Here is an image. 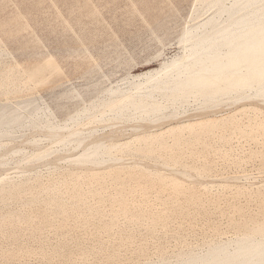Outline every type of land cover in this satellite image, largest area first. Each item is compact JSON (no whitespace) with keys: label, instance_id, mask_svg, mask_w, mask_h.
I'll return each instance as SVG.
<instances>
[{"label":"rangeland","instance_id":"obj_1","mask_svg":"<svg viewBox=\"0 0 264 264\" xmlns=\"http://www.w3.org/2000/svg\"><path fill=\"white\" fill-rule=\"evenodd\" d=\"M191 3H192V0H0V46L2 44L1 47L4 48L3 50L5 51V55H4L5 58L2 59L3 61L0 62V68H2L4 66V64L5 65L9 64L12 67H13V65H15L16 67L14 66L13 68L16 71V73H15L16 78H18V80L20 79L19 81L22 82L21 85L23 87H25V89H27L26 86L28 87V85H30L28 88H30L29 90L31 91V95H34V96L36 95L37 97H40L43 100V102L48 106L50 111L54 114V116L57 118V120L62 121L65 118H67L70 114L74 113L76 110L81 108L83 105L88 104L91 101L95 100L104 90L120 83L128 75H134V74H139V73L148 71L149 69L155 68L157 66L158 60L160 58L161 59L162 58H170V57L174 56L177 53L175 41H176V38L178 37L180 31H181V28L183 26L184 21H185L187 15L189 13ZM158 55H160V57H158L159 59H157V57H156ZM18 74H20L19 75L20 77L18 76ZM23 75H24V77H23ZM25 78H27V80ZM21 79H23V80H21ZM27 91H28V89H27ZM29 92L27 94H30ZM24 93L26 94V92H24ZM239 106H235L237 108L230 107V109L229 108H227V110L224 109V110L220 111L219 114L213 113L214 116H213V114H211V115L207 114L208 118L206 117V115H205V117L203 115H199L200 119L197 118V116L195 118H194V116H193V118L190 117L191 119H189V117L188 118L185 117V120L187 122L189 121V123L190 122L194 123V122H197L198 120L200 121V120H202V118L203 119H209V120H211V119L214 120V118H215L217 120V119L229 117L230 115L233 119L236 117V119L232 120V123L230 121L232 118L231 119L228 118V120L226 121V123H228V124H226V123L221 124L220 123L221 125L226 124L227 127L225 125V127L222 126V127H224V128H222L220 124H217L216 128H213V129H216V131H217V133H216L217 137H214V135H215L214 131L215 130L211 131L212 129L209 128V131L212 132V134H211L209 131H207L205 129V127H203V128L201 127L202 129L200 131H199V129H200L199 127H196V128L194 127L192 129V131H190L186 128H182L183 131H180L182 133L177 135V137L178 136L180 137V138L178 137V139L176 138V136H173V135H171V133H168V132H167L168 134L163 133L161 135V136L164 135L163 136L164 138L162 139L163 142L160 141L161 139L159 140L160 145L158 146V144H159V142H158V144H156L157 146H155L153 148L154 152L153 151L152 152L154 154L152 155V152L150 153L151 155H149L148 157L150 158V156H151V159H149L150 161H148V162L149 163H152V162L156 163L157 161H152V160L153 159L156 160V158L159 155H161L163 157L164 156L167 157L168 154L169 155L172 154V155H174V157L176 155V159L172 155H170L169 162L172 160L174 162V160H176V162H174V164L176 163L178 165V167L180 164V168L187 166L185 168L188 171H190L191 169L192 170L193 169L198 170L199 167H203V165H204V167L202 169L200 168L198 171L196 170V172H194V170L193 171L191 170L192 173L193 174L196 173V175L203 171L202 174H200L202 177L200 175L198 177L199 180H191V182H190V179L189 180L186 179L187 181H183V179H181V178L177 179V177H175V178L170 177V175H168L167 173L165 174L164 172H161V174H160L159 173L160 171H158V172L153 171V170L151 171V169H149V170H147V172H145L146 170L144 171L143 169H146V168H140V170H139V169H137L139 167L136 168V166H132L133 168H131V169H130V167H129V169L125 167L127 169V171L125 168L120 169V168H122V166H121V167H116V168H119L120 170L119 169L118 170L113 169L112 172L110 171L111 169H106V170L102 169L103 171L101 169H99L100 170L99 171L98 168H96V170H97L96 172L95 171L93 172V170L95 168H92L93 170L91 169V171L89 169V171L86 172L83 168H81V169H79V168L74 169L72 167L68 168L64 164H54V163L48 164V166L47 165L45 166L43 164H39L40 166H38L37 168H39L38 170L39 171L41 170V171L39 172L38 170H36L35 171L36 173L33 172L30 174H27V176L33 174L32 176H29V178H27L26 175H22L19 173V175L21 176V180H22L21 181L19 179L20 176L18 175L19 171L17 169L20 167L21 164H23V162H26V160H27V159H25L26 157H23L24 159L21 158L18 160L10 161L11 163L9 162L10 165L9 166L7 165L6 166L7 168L5 167V168L0 169V176L1 177H3V178L11 177L12 178L11 180H10V178L9 179L7 178L8 181H4V182L2 181L0 183L2 185V187H4V188H2L0 185V190H1L0 195L3 193L4 190L8 189V187L10 186V185L8 186V184L11 183L10 181H13L14 179H15V181L18 179L20 181L18 180L19 182H17V181L12 182L11 186H13V183H15L14 184L15 188L17 189V187H18L19 188L18 191H19L20 187L18 184H21L23 182V185H20L21 188H23V189H21V191L18 192V191H16L14 186L13 187L10 186L11 188H9V190L12 191L14 188L16 193H14L15 191L13 190L14 192L13 191H12V193L10 192V195H9V191H4V193L6 192L7 195L3 193L0 196L2 198V199L0 198V223H1L0 224V228H1L0 229L1 230L0 231V264H76L75 262L80 264L81 261H85V262H81V264H83V263L85 264L86 262L88 264V262H90V260H91V263H89V264H100V263L104 264L105 262H107V264H112V263L116 264L117 261L121 262V263L117 262V264L118 263L119 264H123V263L127 264L129 261L130 262L128 264H130V263L141 264L143 262H147V260L148 261H154L156 258L159 257V255H162L165 257H174V255L177 254V251L181 252L182 250L184 252H185V250L186 251L195 250L199 253H203L209 245L229 242L238 236L237 233L240 231V229H241V231H244V230H246V228H248V229L252 228L254 225H257V226H255L257 228H256V231L253 234V236H255V238L257 237L258 240H260V241L262 240L261 242L264 245V219H263L264 218L263 217L264 209L262 210V208H264V201L262 204V200H264L262 198L264 196L259 197V194H260V196L264 195L263 194L264 193V167H263L264 166V164H263L264 163L263 162L264 161V146H262L264 144V129H263L264 128V114L262 112L263 109L259 110V108H257V107L254 108L252 106L255 109L254 110V109H251L252 107L250 105L248 106L249 108L251 107L250 109L247 107V105L246 106L244 105L245 107L243 106V104L241 105L245 109L244 108L242 109L241 106L240 107ZM239 108L242 109V110L240 109L241 112L239 111ZM235 109H237V110H235ZM243 111H244V114H243ZM215 114H216L217 118L215 117ZM232 114H234L235 117H233ZM211 117H214V118H211ZM182 119L179 122H177L175 120L177 123L175 121H174V123H173V121H171L170 123L168 122L169 126L168 125L166 127L163 126L164 128L160 127L161 126L160 125L159 127H157L160 129L157 131H156L157 128L155 130L152 128L149 130L151 133L149 131H147L148 133H146V135L152 134V133H157V132L159 133V132L163 131V129L167 130V127L169 129L171 125L172 126L173 125L181 126L182 123L184 124L186 122L184 120V118H182ZM187 122H186V124H188ZM183 124H182V126H183ZM229 124H231V125H229ZM162 125H166V124H162ZM218 125H220V126L217 127ZM247 125L250 126V128L252 127L251 129L253 132L257 131V133H254V135H253L251 130L249 131L250 128L247 127ZM243 126L246 127L245 130H244L245 127H243ZM234 127H236V128H234ZM233 128H234V130H233ZM185 129H186V131H185ZM194 129H196V130H194ZM237 129H240V131L241 130H243V131L240 132ZM202 130L204 131V133ZM236 130H237V132H236ZM153 131H155V132H153ZM184 131H185V133H184ZM188 131L192 132L193 134H195V132H197L199 134V135L197 133L195 134V135H197V137H199V136L202 137L205 134L206 135L208 134V136H210V134H211V136L209 138L208 136L205 135L206 137L203 136L201 138L202 140L198 139L196 141L197 137L194 135L195 136V138H194L193 135H191L192 133L188 134ZM199 132L203 133V135H201ZM213 132H214V134H213ZM247 132H248V134H247ZM186 133H187V135H185ZM250 133H252V135ZM261 133L263 134L262 136H261ZM169 134L171 136H169ZM129 135H130L129 133H128V136H127V133H124L119 137L121 139V140L120 139L119 140L125 141L128 139V137L130 138L131 135L130 136ZM167 135L170 139L174 138L173 140H175L176 142L172 141V139L170 140L168 137H166ZM180 135H183V136H180ZM189 135L192 136V138L196 141L197 144L199 143L198 146L195 143V141L193 139H191V136H190V138L188 137ZM212 135H213V137H212ZM218 135H221L223 137L219 136V138H218ZM181 137L182 138L184 137V139H182ZM260 138L263 140H261ZM179 139L181 140V142L177 141ZM203 140H205L204 141L205 143L202 144ZM171 141H172V143L175 142V144L178 142V143H180V145L176 144L177 146L174 147L173 145H175V144L174 143L172 144ZM190 141H192V143ZM262 142H263V144H262ZM181 143H182V145H181ZM205 144H207V145L204 146ZM167 146H168V148H167ZM203 147L205 148L204 150H206V151L203 150ZM171 148H172V150H171ZM166 149L170 150L172 153L167 151ZM173 149H175V150L173 151ZM199 150H200V152H199ZM155 152H156V154H155ZM154 156H155V158H154ZM161 156H159L158 158H160ZM177 156H179L180 158H178ZM177 158H178V160H177ZM227 158H228V160H227ZM168 159L165 160V157H164V159H161L160 162H163V161L168 162L167 161ZM177 161H178V163H177ZM173 162H170V163H173ZM179 162H181V163H179ZM158 163H159V161H158ZM181 164H183V167L181 166ZM18 165H19V167H18ZM53 165H56V166L58 165V166L56 168H54ZM45 167L47 170L45 169ZM134 167L138 171H136V169ZM241 167H243V168H241ZM185 168H183V169H185ZM85 169L88 170V168H85ZM124 169H125V171H124ZM132 169H134V170H132ZM203 169L206 170V175L204 172L205 170H203ZM139 171H140V173H139ZM148 171L149 172L151 171L152 173L153 172H155V173L157 172V173L152 174L151 172L149 173ZM125 172H126V174H125ZM131 172H132V174H131ZM16 173H17V175H16ZM37 173H39V175ZM203 175H205V176H203ZM17 176H18V179H17ZM34 176H36V177H34ZM30 177H32V178H30ZM204 177H205V179H204ZM3 178H1V179H3ZM22 178H26L27 180H25V182H24V180ZM1 179H0V181H1ZM126 179H127V181H126ZM63 180H65V181L62 182ZM76 181H78L79 183ZM192 181L197 182V183L193 182V184H192ZM7 182H9V183L7 184ZM104 182L106 184H104ZM4 183L7 184L6 185L7 188H6ZM16 183L18 186L16 185ZM60 183H62V184H60ZM76 183H78V185ZM93 183H94V185H93ZM58 184H59V186H58ZM74 184H75V186H78V187H76L78 190L75 188V186H73L74 188L72 187V185H74ZM119 184L121 185V187ZM96 185H97V188H96ZM40 186H41V189L43 188L41 192H40ZM85 186H87V187H85ZM108 186H109V188H107ZM118 186L121 189V191L122 190L124 191V192L122 191L123 193H126V191L128 193L123 194L121 191H120L121 192L120 193L118 191L119 190ZM55 187H57V190H55L56 189ZM79 187L81 188L82 191L79 190ZM115 187H117L118 189ZM139 187H141V188H139ZM98 188H99V191H98ZM71 189H72V191L74 190L73 192L75 195H71V194H73ZM75 189H76V191H75ZM100 189L103 190V193H101L102 191H100ZM160 189H161V191H160ZM44 190L46 193L43 192ZM58 190H59V192H58ZM65 190H67V191H65ZM106 190H107V192H106ZM69 191H71L72 193L70 194ZM89 191H90V193L91 192H93V193L91 195H89L88 194ZM129 191H130V193H129ZM67 192H68V194H67ZM118 192H119V194L116 195L115 193H118ZM142 192L145 194H143ZM256 192H258V194H256ZM20 193H21V195H20ZM43 193H44V195H43ZM54 193L56 195H53ZM84 193H85V195H84ZM137 193H138V195H136ZM59 194H61V195H59ZM79 194L80 195L83 194V197L81 198V200L84 202H85V198H87V196H88L87 199L89 201L91 200L89 202L86 199V201L88 202V205H86L87 202L84 203V202L79 200V198H80V196H78ZM109 194H111V197ZM129 194L131 197L129 196ZM142 194H143V196H142ZM12 195H14V196H12ZM30 195L33 197H31ZM35 195H38V197H40V198H37V196H35ZM52 195H53V197H51ZM57 195L61 196V198L59 196L57 197ZM62 195H63V197H62ZM69 195H70V197H68ZM112 195H114V196H112ZM126 195L128 198H126ZM46 196L47 197L49 196L50 198L47 199ZM54 196H55V198L56 197L58 198V200L55 204H54V202L57 198L53 202ZM107 196H109L108 197L109 199L106 198ZM5 197H7V198H5ZM35 197L37 198V200L35 199V202L38 201V199H40L38 201L39 203L38 202L37 203L32 202V203H34V204H32L31 201H33L34 200L33 198H35ZM99 197H100V199H102V198L104 199V201H103V199L100 200L101 202L103 201L102 202L103 204H99V203L97 204V202H100L98 200ZM235 197H237V198H235ZM249 197H250V201H249ZM257 197L260 198L261 201H260V199L257 200ZM51 198H52L53 203L51 202ZM83 198H84V200H83ZM124 198H126V199H124ZM190 198H192V199L194 198L195 200L194 199L192 200ZM68 199H72V201L74 199H75V201H76V199H78V202H76L77 205H76L75 201H73L74 203L73 202L71 203V200H68ZM106 199H107V201H106ZM42 200H45V201H42ZM67 200L70 201V203H68ZM125 200H126V202H125ZM29 201H30V203H29ZM47 201H49V202H47ZM60 201H61V203H59ZM79 201H80V204H78ZM127 201H128V203H127ZM131 201H132V203H131ZM45 202H47L46 203L47 205L45 204ZM91 202H92V204H91ZM116 202H117V205H118V203H120V205L122 207H124L123 209H121V211L122 210H124V211L128 210V208H129L128 211H130V212H128V213H131L133 215L136 213V212L133 213V211L134 210L137 211L138 208H140L138 211L140 213H138V215H140L141 217L140 216L138 217V215H135L138 217V220H137L136 219L137 217L134 218L135 216L132 215V217H133V219H132L130 216H128L126 214L127 212L125 211L124 214L127 215V217L124 219L125 215L120 212V208H122V207L115 206L114 204ZM121 202H125L124 204H128V205L123 206V203H121ZM48 203H49V205H48ZM93 203H95V204L93 205ZM111 203L115 207H118V208L115 209V207H113V205H111ZM52 204L53 205L57 204L56 209H61L62 206L60 207L59 205L64 204L65 207H63L62 208L63 210L61 209L60 211L63 213V211L65 210V212L67 211V215L68 214L69 215L68 216L63 215V214H66L64 212L62 214L63 217L61 218V212L59 213L58 210H55V206H53ZM66 204L68 207L69 206L71 207V204L74 205V206L72 205L73 207H71V210L74 213H72L71 210H68ZM89 204H90V206L93 205L94 208L89 209ZM96 204L99 206L95 207ZM106 204H108V205L106 206ZM75 205L78 207V209L80 208L79 209L80 211L77 209V207ZM82 205L87 206V208H88L87 213H90L88 215L89 217L86 215L87 213H85L87 211L86 208L82 207L83 211L84 210L85 211L81 212L82 211L81 210ZM29 207H30V209H29ZM49 207H50V209H49ZM70 207H69V209H70ZM98 207H99V210H97ZM142 207H144V209ZM180 207H181V209H180ZM235 207H237L239 211ZM95 208H97L96 209L97 211L95 210L97 213H95V211H94ZM101 208L104 211H102ZM259 208H260V210H259ZM118 209H119V211H118ZM149 209H151V210H149ZM53 210L57 211L58 213L57 212L55 213ZM76 210H78L79 212H75ZM89 210H93L94 213H93V211L89 212ZM110 210H112L113 212H110ZM196 210H197V213L195 212ZM199 210H200V212H199ZM235 210H236V212H235ZM99 211H100V213H99ZM148 211L153 212V214H155V215H156V213L158 214V213H160V211H163L161 213L162 214L161 216L160 215H159V217L156 216L158 219H160V217H161V219L158 220L155 217V215L153 216V214L151 212H149V214H152L151 215L152 217L148 216L149 214L145 215L144 213L145 212L147 213ZM164 211H165V213H164ZM186 211H187V213H186ZM91 212L93 213L94 217H93ZM101 212L103 213L102 217L104 219L108 218L110 215H112V216L116 215L117 220L115 221L113 219L114 217L110 216L112 218L109 217L108 219L111 221H109L108 219H106L108 221H106V220L104 221L103 218L100 217ZM114 212H116V213L114 214ZM141 212H144V213L142 214ZM172 212H174V215L172 214ZM51 213H53V215ZM71 213H72V218L70 217L71 219H69V216H71L70 215ZM78 213H79V215L81 214V216L83 215V217L80 216V218H79ZM73 214L74 215L76 214V216L78 215L77 216L78 218L76 217L77 219L74 218L75 221L73 220V216H74ZM96 214H98V215H96ZM99 214H100V216H99ZM118 214L120 215V217L118 216ZM163 214L165 216H163ZM197 214H198V216H195ZM258 214L263 217V218L261 217L263 220H261L260 217L255 218V215L259 216ZM35 215H36V217H35ZM168 215H169V217H168ZM170 215H172V217H170ZM41 216H42V219H45L43 223L41 222L42 221ZM56 216L59 218H57ZM64 216H65V219L67 218L66 220L68 221V223L66 221H62ZM90 216H91V221L96 218V220H98V223H97V221L93 220L94 222L92 225V222H90V219H89ZM105 216H107V217H105ZM146 216H148V217H146ZM180 216H182V217H180ZM186 216L188 218H186ZM5 217H7L8 219ZM9 217L11 219H9ZM54 217H56V218H54ZM87 217H88V219H87ZM97 217H98V219H97ZM129 217L132 219L133 222L131 221V219L129 220ZM149 217L152 218V221H155L153 219L154 217L158 220V221L156 220L157 222L156 221L152 222V224L155 223V227H154V224L152 225L155 228V230H154V228L152 229L151 226H149L150 222H151L150 221L151 218H149ZM174 217H177V218H174ZM189 217L193 220V222H191ZM22 218H24V219H22ZM26 218H28L31 222ZM32 218H34V219H32ZM47 218H49L48 221H47ZM120 218H121V220H119ZM167 218H168V221L166 220ZM3 219L5 222L3 221ZM14 219L16 221L17 220L18 221L16 222ZM126 219H127V221H126ZM139 219H141V220H139ZM162 219H163V222H162ZM186 219L189 221H187ZM258 219H260V220H258ZM6 220H10V221L13 220L17 224H15V222H12V225L8 224V222L9 223H11V222L10 221L6 222ZM27 220H28V222H27ZM101 220L103 222L102 224L105 226L103 231L100 229L103 228L104 226H102L101 224H100V226H98L99 222L101 223ZM134 220L135 221L137 220V222H136L137 224H140V225L143 224V225L137 226V224L134 222ZM147 220L149 221L148 222L149 225L147 223ZM164 220L166 221L165 223L167 225L164 223ZM38 221L42 224H39ZM46 221H47V223H46ZM54 221L56 222L57 225L55 224ZM58 221H60V223L62 221L63 225H66V226L63 227L62 223L60 225V223ZM130 221L133 224L130 223ZM138 221H140V222H138ZM35 222H37V223H35ZM87 222L89 225L86 224ZM106 222H108V224H106L108 228L105 225ZM117 222H118V224H117ZM141 222H142V224H141ZM158 222H160V224ZM167 222H169V223H167ZM188 222H189V226L187 225ZM212 222L215 223L214 224L215 227L213 224H211ZM25 223H27V224H25ZM31 223H34L33 224L34 227H37V228H35L36 229L35 232L33 231V228H29V230L32 229V232L36 233L35 235L32 232H30L31 230L29 231L27 228V226L33 227V225ZM48 223H50V224H48ZM58 223H59V225H58ZM64 223H66V224H64ZM37 224L40 226V232L41 233L38 230L39 226H36ZM46 224L50 227L54 225L53 227H51L54 230H55V227H57V226H60V228L62 226L63 228L60 229L58 227L59 230H56V232H54V230L51 229L50 227H49L50 228V230H49L48 226ZM68 224H69V226H68L69 230L67 231V229H68L67 225ZM156 224L158 226H160V225L163 226L165 224V226L162 227L161 230H159L158 229L159 227L156 226ZM205 224H207V225H205ZM6 225H8V226H6ZM86 225H87V228H85ZM91 225L92 226L95 225V226L91 229ZM144 225H148V226L145 227ZM239 225H240V227H239ZM43 226H44V228H43ZM88 226H89V228H88ZM202 226H203V228H202ZM212 226H213V229H212ZM9 227H11V228H9ZM96 227H98L99 229ZM112 227H113V230H112ZM141 227H143L142 229H144V231L146 229H148V230L150 229L151 231L146 230V233H145V232H143ZM238 227H239V229H238ZM24 228H26L27 230ZM94 228H96V230H94ZM62 229H64V230H62ZM79 229H80V231H79ZM105 229L108 233L107 232L105 233ZM109 229H111V230L109 231ZM216 229L219 232L216 231V233H215ZM152 230H154L155 232ZM208 230H211V231H208ZM26 231H27V233H26ZM96 231H97V233H96ZM111 231H112V233H111ZM37 232H38V234H37ZM150 232H151V234H150ZM205 232H208V233H205ZM70 233H71V235H70ZM78 233H79V237H78ZM139 233H140V235H139ZM176 233H177V235H176ZM182 233H184V234H182ZM49 234H50V236H49ZM103 234H106V235L103 236ZM130 234H132V235H130ZM98 235H99V237H98ZM165 235H167V236H165ZM173 235L176 236L177 239L176 238L170 239V237H173ZM187 235H188V237H187ZM194 235L197 236V238ZM205 235H207V236H205ZM125 236L127 238L128 237L129 238L127 239ZM44 237H46V238H44ZM92 237H93V240L95 239L94 237H98V239L99 238H101V239L97 240V238H96V240L93 243ZM186 237H187V239H186ZM199 237H201V238H199ZM17 238H19L20 240ZM133 238H135V239H133ZM167 238L170 240H168ZM118 239H119V241H118ZM130 239L132 242L130 241ZM139 239H140V241H139ZM114 240H116V241H114ZM125 240H127V241H125ZM173 240H175L174 242H178L180 244L182 241L187 240L186 242H182L183 244L186 243L187 246L185 244L184 245L182 244L183 246L181 245L182 246V250H181L180 244H176V243L173 244ZM96 241H98V242H96ZM128 241L130 244L128 243ZM152 241H154V242H152ZM168 241H171V242H168ZM195 241H197V242L194 243ZM69 242H70V244H69ZM158 245H160L161 247L164 245V248L162 247L163 249L161 248L160 249L161 251L159 249L157 251H154L157 248H160V246H158ZM172 247H174V248H172ZM120 248H122V249H120ZM172 249H174V250H172ZM175 249L177 251H175ZM42 250H43V252H42ZM76 250H77V253H76ZM103 250H105V252ZM143 250H144L143 253H146L145 255H143V253L141 255V253H140ZM145 250H147L148 252ZM162 250L164 253L162 252ZM2 251H3V253H2ZM4 251H5V253H4ZM6 251L8 253L11 252L12 255H11V253L7 255ZM15 251L17 252V254ZM21 251H23V252H21ZM71 251H72V253H71ZM84 251L88 252L89 254L85 253ZM136 252H139L140 254L139 253L136 254ZM149 252H150V255L153 254L154 252H156V253H154L156 255L150 257ZM52 253H54V254H52ZM94 253H95V255L97 254L96 255L97 257L99 256L98 257L99 259H97V261L99 260L98 263H96L97 261L94 260L97 258V257H94L95 256ZM134 253L137 256L139 255L138 256L139 258H140V255L145 257L147 254H148L147 256H149V257H148V259L143 257V259H145V261L141 260L142 257H141V259H137L138 258L137 257L136 258L137 260H135ZM13 254L16 255V256H14V258L12 257ZM82 254L85 255L84 257L82 256V258L84 260L83 259L79 260L81 257L79 255H82ZM86 254H88V255H86ZM105 254H107L108 256L110 255L109 256L110 258L107 257L108 261H105L106 256H107ZM114 254H116V255H114ZM130 254L131 255L133 254L132 255L133 257H131ZM100 255H101V257L103 255L104 258L102 257V259H101ZM86 256H87V258H86L87 260H85ZM111 256H113V257L111 258ZM156 256H158V257H156ZM49 257H51V258H49ZM114 257H115V261H116V259H118L116 262H114V259H113ZM1 259H3V260H1ZM111 259H112V262L110 261ZM78 260H79V262H78ZM123 260L124 261L126 260L127 263L124 262ZM100 261H102V262H100ZM92 262H94V263H92ZM133 262H135V263H133Z\"/></svg>","mask_w":264,"mask_h":264},{"label":"bare ground","instance_id":"obj_2","mask_svg":"<svg viewBox=\"0 0 264 264\" xmlns=\"http://www.w3.org/2000/svg\"><path fill=\"white\" fill-rule=\"evenodd\" d=\"M176 49H177V53L170 57V58H158L160 57V55L156 56L158 60L157 66L155 68L149 69L148 71L139 73V74H134V75H128L126 78H124L120 83L104 90L95 100L91 101L88 104L83 105L81 108H79L78 110H76L74 113L70 114L67 118H65L62 121H58L57 118L54 116V114L50 111V109L48 108V106L43 102V100L40 97H37L36 95H31V91L29 90L30 88H28L30 85H28V87L26 86L23 87L21 85L22 82H20L18 80V78H16V71L14 70V66L13 67L9 64L5 65L0 68V169L5 168L7 165H10V161L13 160H18L21 159L23 157H26L25 159L26 162H23V164L18 165V175L19 173L22 175H26L27 178H29V175L27 176V174L30 173H36L35 171L38 170L39 168H37L38 166H40L39 164H43V165H47L48 164H64L65 166L72 167V168H83L86 172L91 171L92 168H95L93 170V172L97 171L96 168L99 169H111L110 171L112 172L113 169L118 170L119 168L116 167H121L120 169L123 168H128L130 167L133 168L132 166H136L139 167L137 169L140 170V168H146L143 169L145 172H147V170L151 169V171H160L159 173L161 174V172H164L165 174L167 173L168 175H170V177H177V179L181 178L183 179V181H187L186 179H190L191 180H199V175L202 174V172L198 173L196 175L192 173V171L194 170V172H196L197 169H189L190 171L186 170L183 164H181V166L183 168H180V164L179 167L178 165L176 166L174 164V162H176V160L170 161L173 163H170V155L172 154H168L167 158L165 157V160L168 159V162H160L161 159H164L163 156H161L160 158H156V160H152V161H157L156 163L152 162L149 163L148 161H150L149 159H151L148 157L149 155H151L150 153L153 151V148L155 146H157L156 144H158L159 140L163 142V136H161L163 133H171V135L176 136V138L178 139L177 135H179L180 131H183L182 128H186L190 131H192V129L195 127H199V131L205 127V129L207 131H209V128H211V131L215 132L214 137L216 136V125L217 124H224L226 123V121L228 120V118H232L231 115L229 117H225L222 119H215L214 120H209V119H203L202 120H198L197 122L194 123H189V121L187 122L185 120V117L189 119H191L190 117L194 118L197 116V118H199V115H203L205 117H207V114L211 115L213 113H218L224 109L227 110V108L230 109V107H235V106H241L243 104V106L247 105V107L250 105L251 107L253 106L254 108L257 107L259 108V110H262L263 114H264V0H192L191 6H190V10L189 13L183 23V26L181 28V31L178 35V37L176 38ZM2 46V44H1ZM0 46V62L3 61L2 59L5 58V51L3 50L4 48H2ZM7 56V55H6ZM8 57V56H7ZM6 63V62H5ZM8 63V62H7ZM12 63V62H11ZM10 63V64H11ZM3 65V64H2ZM16 67V66H15ZM16 69V68H15ZM18 71V70H17ZM20 74H18L19 76ZM20 77V76H19ZM24 77V75H23ZM27 80V78H25ZM23 80V79H21ZM29 81V80H28ZM30 84V83H29ZM30 91V92H29ZM26 92V94L24 93ZM30 94H27V93ZM24 93V94H23ZM239 106V107H240ZM241 106V108L243 109L244 107ZM250 107V108H251ZM251 109H254V108ZM237 108V107H235ZM241 108H239V111L241 112ZM249 108V107H248ZM249 108V109H250ZM261 108V109H260ZM241 109V110H240ZM245 109V108H244ZM232 110V109H231ZM237 110V109H235ZM255 110V109H254ZM257 110V109H256ZM236 112V111H235ZM238 112V111H237ZM246 112V111H245ZM244 114V111H243ZM255 115V114H254ZM261 115V114H260ZM214 116V114H213ZM233 117H235L234 114H232ZM243 116V115H242ZM216 117V114H215ZM224 117V116H223ZM259 117V116H258ZM182 118H184V120L188 123L186 124V122L183 124H181V126H175V125H171L170 128L167 130L163 129L164 127H166L168 125V122L170 123L171 121L176 120L177 122H179ZM208 118V117H207ZM217 118V117H216ZM179 119V120H178ZM200 119V118H199ZM229 119V120H230ZM236 119V117L234 118ZM233 118L230 120L232 123V120H234ZM183 120V119H182ZM188 120V119H187ZM195 120V119H194ZM193 120V121H194ZM175 121V122H176ZM247 121V120H246ZM245 121V122H246ZM167 122V123H166ZM176 122V123H177ZM255 122V121H254ZM162 124H166V125H162ZM220 124V125H221ZM228 124V123H226ZM225 124V125H226ZM241 124V123H240ZM161 125V126H160ZM178 125V124H177ZM197 125V126H196ZM220 125H218L217 127H219ZM225 125H221L225 127ZM231 125V124H229ZM234 125V124H233ZM262 125V124H261ZM163 127V131L161 132H157V133H152V134H147V131H149L150 129H156L157 127ZM169 126V125H168ZM258 126V125H257ZM263 126V125H262ZM202 127V128H201ZM208 127V128H207ZM222 127V128H224ZM227 127V125H226ZM237 127V126H236ZM234 127V128H236ZM245 127V126H243ZM247 127L250 128V126L247 125ZM256 127V126H255ZM261 127V126H260ZM230 128V127H229ZM233 128V130H234ZM239 128V127H238ZM252 128V127H251ZM249 129V131L251 130V132L253 133H257V131L253 132L252 129ZM160 128H157V130H159ZM181 129V130H180ZM185 129V131H186ZM246 129V127L244 128V130ZM262 129V128H261ZM260 129V130H261ZM264 129V128H263ZM196 130V129H194ZM205 130V131H206ZM218 130V129H217ZM232 130V131H233ZM238 131H240V129H237ZM236 130V132H237ZM254 130V129H253ZM184 131V133H185ZM188 131V134L192 133ZM198 131V130H197ZM203 131V130H202ZM228 131V130H227ZM231 131V130H230ZM243 130H241L240 132H242ZM150 132V131H149ZM155 132V131H153ZM194 132V131H193ZM210 132V131H209ZM213 132V134H214ZM261 132V131H260ZM128 133L131 135L130 138L128 137L127 140L125 141H120L121 139L119 138L122 134ZM151 133V132H150ZM167 133V134H168ZM197 132H195L196 134ZM200 133V132H199ZM204 133V131H203ZM203 133H200L201 135H203ZM206 133V132H205ZM208 133V132H207ZM212 134V132H210ZM222 133V132H221ZM226 133V132H225ZM252 133H250L252 135ZM195 134H191L193 135V137L195 138V136L197 137V135ZM198 134V133H197ZM210 134V136H211ZM220 134V133H219ZM230 134V133H229ZM245 134V133H244ZM248 134V132H247ZM166 135V134H165ZM169 134V136H171ZM184 135V134H183ZM180 135V136H183ZM187 135V133L185 134ZM189 135L188 137L190 138ZM195 135V136H194ZM199 135V134H198ZM206 135V134H205ZM203 135V136H205ZM234 135V134H233ZM250 135V136H251ZM263 134L261 133V136ZM202 136V137H203ZM208 136V134L206 135ZM205 136V137H206ZM210 136H208L210 138ZM221 135H218V138ZM125 137V136H124ZM168 137V135L166 136ZM186 137V136H185ZM202 137H197L196 141L198 139L202 140ZM207 137V138H208ZM213 137V135H212ZM223 137V136H221ZM169 138V137H168ZM180 138V137H179ZM182 138V137H181ZM206 138V139H207ZM227 138V137H226ZM120 139V140H119ZM170 139V138H169ZM172 139V138H171ZM170 139V140H171ZM174 139V138H173ZM172 141H175L173 140ZM184 139V137L182 138ZM191 139L192 136H191ZM204 139V138H203ZM221 139V138H220ZM225 139V138H224ZM223 139V140H224ZM254 139V138H253ZM261 139V138H260ZM194 140V139H193ZM212 140V139H211ZM222 140V141H223ZM263 140V139H261ZM171 141V143H172ZM179 142H181V140H177ZM185 141V140H184ZM195 141V140H194ZM195 141V143H196ZM205 140H203L202 144L205 143ZM161 142V143H162ZM176 142V141H175ZM175 142H173L175 144ZM192 143V141H190ZM212 142V141H211ZM214 142V141H213ZM231 142V141H230ZM172 143V144H173ZM208 143V142H207ZM177 145H180V143H176ZM173 145L174 147H176L177 145ZM184 144V143H183ZM197 144V143H196ZM199 144V143H198ZM197 144V146H198ZM237 144V143H236ZM263 144V142H262ZM160 145V142L158 144V146ZM182 145V143H181ZM190 145V144H189ZM194 145V144H193ZM201 145V144H200ZM207 144H205L204 146H206ZM239 145V144H238ZM244 145V144H243ZM191 146V145H190ZM203 146V145H202ZM237 146V145H236ZM264 146V144L262 145ZM261 146V147H262ZM170 147V146H169ZM172 147V146H171ZM173 147V148H174ZM179 147V146H178ZM181 147V146H180ZM192 147V146H191ZM235 147V146H234ZM253 147V146H252ZM260 147V146H259ZM160 148V147H159ZM168 148V146H167ZM182 148V147H181ZM202 148V147H201ZM232 148V147H231ZM156 149V148H155ZM177 149V148H176ZM190 149V148H189ZM205 148L203 147V150ZM207 149V148H206ZM209 149V148H208ZM247 149V148H246ZM163 150V149H162ZM165 150V149H164ZM167 151L171 152L170 150L166 149ZM172 150V148H171ZM175 149H173L174 151ZM231 150V149H230ZM206 151V150H204ZM220 151V150H219ZM154 152V151H153ZM152 152V155L154 154ZM180 152V151H179ZM200 152V150H199ZM233 152V151H232ZM245 152V151H244ZM254 152V151H253ZM158 153V152H157ZM165 153V152H164ZM172 153V152H171ZM260 153V152H259ZM156 154V152H155ZM188 154V153H187ZM190 154V153H189ZM207 154V153H206ZM164 155V154H163ZM240 155V154H239ZM174 157V155H172ZM171 156V157H172ZM190 156V155H189ZM188 156V157H189ZM192 156V155H191ZM163 157V158H162ZM178 158H180L179 156H177ZM182 157V156H181ZM185 157V156H184ZM218 157V156H217ZM153 158V157H152ZM155 158V156H154ZM176 159V155L174 157ZM177 158V160H178ZM24 159V158H23ZM148 159V160H147ZM160 159V160H159ZM237 159V158H236ZM249 159V158H248ZM213 160V159H212ZM228 160V158H227ZM235 160V159H234ZM242 160V159H241ZM159 161V163H158ZM10 162V163H9ZM202 162V161H201ZM264 162V161H263ZM9 163V164H8ZM13 163V162H12ZM25 163V164H24ZM178 163V161H177ZM181 163V162H179ZM234 163V162H233ZM190 164V163H189ZM212 164V163H211ZM241 164V163H240ZM264 164V163H263ZM230 165V164H229ZM58 166V165H57ZM56 165H53L54 168L57 167ZM263 166V165H262ZM204 167V165H203ZM203 167H199V169L203 168ZM264 167V166H263ZM7 168V167H6ZM16 168V167H15ZM41 168V167H40ZM50 168V167H49ZM53 168V169H54ZM60 168V167H59ZM63 168V167H62ZM85 168H88V170H86ZM125 168V169H126ZM135 168V167H134ZM135 168V169H136ZM243 168V167H241ZM44 169V168H43ZM46 169V167H45ZM52 169V168H51ZM58 169V168H57ZM71 169V168H70ZM119 169V170H120ZM124 169V171H125ZM136 169V171H138ZM198 169V170H199ZM207 169V168H206ZM16 170V171H17ZM47 170V169H46ZM134 170V169H132ZM197 170V171H198ZM205 170V169H203ZM262 170V169H261ZM2 171V170H1ZM39 171V170H38ZM37 171V172H38ZM41 171V170H40ZM39 171V172H40ZM100 171V170H99ZM103 171V170H102ZM123 171V170H122ZM127 171V169H126ZM142 171V170H141ZM150 171V172H151ZM209 171V170H208ZM207 171V172H208ZM7 172V171H6ZM46 172V171H45ZM64 172V171H63ZM143 172V171H142ZM149 172V171H148ZM149 172V173H150ZM156 172V173H157ZM205 175H206V170L204 171ZM138 173V172H137ZM140 173V171H139ZM152 173V172H151ZM154 174H156L155 172H153ZM152 173V174H153ZM39 175V173H37ZM76 174V173H75ZM103 174V173H102ZM124 174V173H123ZM126 174V172H125ZM132 174V172H131ZM17 175V173H16ZM91 175V174H90ZM138 175V174H137ZM203 175V176H205ZM20 176V175H19ZM37 176V175H36ZM34 176V177H36ZM89 176V175H88ZM201 176V175H200ZM244 176V175H243ZM1 177V176H0ZM24 177V176H23ZM82 177V176H81ZM202 177V176H201ZM3 178V177H1ZM0 178V179H1ZM3 178L1 179L0 183L3 181H8V179L10 178V180L12 179L11 177ZM14 178V177H13ZM32 178V177H30ZM39 178V177H38ZM139 178V177H138ZM137 178V179H138ZM237 178V177H236ZM248 178V177H247ZM260 178V177H259ZM18 179V176H17ZM21 180V176L19 178ZM18 179V180H19ZM25 182V180H27L26 178H22ZM80 179V178H79ZM85 179V178H84ZM158 179V178H157ZM180 179V180H181ZM205 179V177H204ZM238 179V178H237ZM249 179V178H248ZM18 180H16L17 182H19ZM68 180V179H67ZM81 180V179H80ZM134 180V179H133ZM15 179L13 181H10L11 183L14 182ZM15 181V182H16ZM22 181V180H21ZM65 180H63L62 182H64ZM86 181V180H85ZM100 181V180H99ZM127 181V179H126ZM45 182V181H44ZM78 182V181H76ZM97 182V181H96ZM194 181H192L193 184ZM9 182H7L8 184ZM11 183L8 184V186H11ZM21 183V182H20ZM58 183V182H57ZM75 183V182H74ZM79 183V182H78ZM78 183H76L78 185ZM81 183V182H80ZM95 183V182H94ZM93 183V185H94ZM158 183V182H157ZM197 183V182H194ZM236 183V182H235ZM5 186L7 185L6 183H4ZM3 184V185H4ZM15 183H13V186L15 188ZM56 184V183H55ZM62 184V183H60ZM64 184V183H63ZM73 184V183H72ZM89 184V183H88ZM97 184V183H96ZM104 184H106L104 182ZM153 184V183H152ZM159 184V183H158ZM207 184V183H206ZM1 185V184H0ZM17 185V183H16ZM20 187V190L23 189L21 188L20 185H23V182L21 184H18ZM17 185V186H18ZM32 185V184H31ZM69 185V184H68ZM85 185V184H84ZM112 185V184H111ZM114 185V184H113ZM120 185V184H119ZM261 185V184H260ZM8 187V189L4 190V191H9V195L10 192L12 193V191L9 190V188L13 187ZM16 186V187H17ZM59 186V184H58ZM75 186L72 185V187ZM83 186V185H82ZM105 186V185H104ZM110 186V185H109ZM109 186L107 188H109ZM156 186V185H155ZM250 186V185H249ZM2 187V185H1ZM43 187V186H42ZM52 187V186H51ZM62 187V186H61ZM78 186H75V188ZM84 187V186H83ZM87 187V186H85ZM100 187V186H99ZM121 187V185H120ZM133 187V186H132ZM167 187V186H166ZM165 187V188H166ZM180 187V186H179ZM4 188V187H2ZM7 188V186H6ZM46 188V187H45ZM53 188V187H52ZM51 188V189H52ZM57 190V187H55ZM59 188V187H58ZM71 188V187H70ZM74 188V187H73ZM97 188V185H96ZM113 188V187H112ZM117 188V187H115ZM119 188V186H118ZM117 188V189H118ZM123 188V187H122ZM141 188V187H139ZM178 188V187H177ZM16 189V188H15ZM18 187L16 189V191H18ZM43 189V188H42ZM41 186H40V192L42 191ZM50 189V188H49ZM61 189V188H60ZM77 189V188H76ZM75 189V191H76ZM103 189V188H102ZM100 189V191H102L101 193H103V190ZM106 189V188H105ZM111 189V188H110ZM201 189V188H200ZM204 189V188H203ZM256 189V188H255ZM2 190V191H3ZM46 190V189H45ZM45 190L43 192H45ZM70 190V189H69ZM78 190V189H77ZM79 190H81V188L79 187ZM92 190V189H91ZM90 190V191H91ZM115 190V189H114ZM147 190V189H146ZM1 191V190H0ZM3 191V193H4ZM15 191V190H14ZM13 191V192H14ZM16 191L14 193H16ZM18 191V192H19ZM23 191V190H22ZM39 191V190H38ZM53 191V190H52ZM61 191V190H60ZM67 191V190H65ZM72 191V189H71ZM69 191V193L71 194L72 192ZM89 191V195H91L93 192L90 193ZM93 191V190H92ZM99 191V188H98ZM109 191V190H108ZM119 192L121 191V189L119 188L118 190ZM123 191V190H122ZM121 191V192H122ZM161 191V189H160ZM237 191V190H236ZM35 192V191H34ZM39 192V193H40ZM59 192V190H58ZM78 192V191H77ZM88 192V191H87ZM97 192V191H96ZM95 192V193H96ZM107 192V190H106ZM116 192V191H115ZM115 193L116 195L119 194ZM120 192V193H121ZM124 192V191H123ZM122 192V193H123ZM1 193V192H0ZM2 193V194H3ZM22 193V192H21ZM20 193V195H21ZM46 193V192H45ZM52 193V192H51ZM61 193V192H60ZM94 193V194H95ZM126 193H128L126 191ZM123 193V194H126ZM130 193V191H129ZM133 193V192H132ZM143 193V192H142ZM187 193V192H186ZM1 194V195H2ZM6 194V192L4 193ZM31 194V193H30ZM37 194V193H36ZM41 194V193H40ZM68 194V192H67ZM78 194V193H77ZM122 194V195H123ZM145 194V193H143ZM142 194V196H143ZM176 194V193H175ZM196 194V193H195ZM204 194V193H203ZM256 194H258V192H256ZM255 194V195H256ZM264 194V193H263ZM0 195V196H1ZM7 195V194H6ZM44 195V193H43ZM53 195H56L55 193ZM53 195L51 197H53ZM61 195V194H59ZM57 195V197L59 196ZM64 195V194H63ZM62 195V197H63ZM71 195H75L74 192ZM85 195V193H84ZM104 195V194H103ZM106 195V194H105ZM111 197V194H109ZM132 195V194H131ZM134 195V194H133ZM138 195V193L136 194ZM192 195V194H191ZM262 195V194H261ZM4 196V195H3ZM2 196V197H3ZM14 196V195H12ZM31 196V195H30ZM38 197V195H35ZM42 196V195H41ZM50 196V195H49ZM47 197L50 198V197ZM67 196V195H66ZM80 196L79 200H81V198L83 197L82 195H78ZM114 196V195H112ZM130 196V194H129ZM135 196V195H134ZM141 196V195H140ZM156 196V195H155ZM163 196V195H162ZM246 196V195H245ZM264 195L259 197H263ZM33 197V196H31ZM45 197V198H46ZM56 197V198H57ZM61 198V196H59ZM70 197V195L68 196ZM67 197V198H68ZM96 197V196H95ZM102 197V196H101ZM104 197V196H103ZM109 196H107L106 198H108ZM131 197V196H130ZM129 197V198H130ZM139 197V196H138ZM187 197V196H186ZM194 197V196H193ZM228 197V196H227ZM248 197V196H247ZM1 198V197H0ZM7 198V197H5ZM37 198H33L31 201L35 202V199L37 200ZM54 196L53 202L56 199ZM72 198V197H71ZM88 198V196H87ZM85 198V202L86 203V199ZM126 198L127 195H126ZM124 198V199H126ZM195 198V197H194ZM193 198V199H194ZM237 198V197H235ZM2 199V198H1ZM43 199V198H42ZM65 199V198H64ZM73 199V198H72ZM72 199H68L71 200V203L73 201H75V199L72 201ZM93 199V198H92ZM103 199V198H102ZM99 197V201L102 200ZM109 199V198H108ZM132 199V198H131ZM141 199V198H140ZM192 199V198H190ZM192 199V200H193ZM196 199V198H195ZM194 199V200H195ZM260 199L257 197V200ZM264 199V197L262 198ZM26 200V199H25ZM29 200V199H28ZM40 199H38L39 201ZM46 200V199H45ZM42 200V201H45ZM58 198L55 200L54 204L57 202ZM61 200V199H60ZM63 200V199H62ZM67 200V201H68ZM84 200V198H83ZM88 200V199H87ZM95 200V199H94ZM93 200V201H94ZM129 200V199H128ZM133 200V199H132ZM142 200V199H141ZM150 200V199H149ZM191 200V201H192ZM198 200V199H197ZM256 200V201H257ZM7 201V200H6ZM38 201H36L35 203H37ZM65 201V200H64ZM80 201L78 204H80ZM89 201V200H88ZM91 201V200H90ZM89 201V202H90ZM104 201V199H103ZM102 201V202H103ZM107 201V199H106ZM113 201V200H112ZM124 201V200H123ZM134 201V200H133ZM190 201V202H191ZM246 201V200H245ZM249 201H250V197H249ZM261 201V199H260ZM262 200V204H263ZM49 202V201H47ZM45 202V204L47 203ZM51 202H52V198H51ZM52 202V203H53ZM63 202V201H62ZM78 202V199H76L75 203ZM81 202V203H82ZM101 201L97 202V204H103ZM115 202V201H114ZM126 202V200H125ZM125 202H121L123 203V206L128 205V204H124ZM130 202V201H129ZM137 202V201H136ZM193 202V201H192ZM197 202V201H196ZM241 202V201H240ZM25 203V202H24ZM30 203V201H29ZM39 203V202H38ZM61 203V201L59 202ZM68 203H70V201H68ZM67 203V204H68ZM74 203V202H73ZM83 203V204H84ZM109 203V202H108ZM128 203V201H127ZM132 203V201H131ZM143 203V202H142ZM154 203V202H153ZM201 203V202H200ZM250 203V202H249ZM248 203V204H249ZM34 204V203H32ZM41 204V203H40ZM51 204V203H50ZM58 204V203H57ZM56 205L55 206V210H58L59 213L61 212L60 210L65 207V205L63 206L62 204L59 205L61 207V209H56ZM66 204V206H67ZM92 204V202H91ZM95 203H93L94 205ZM95 205V207L99 206V205ZM145 204V203H144ZM179 204V203H178ZM214 204V203H213ZM222 204V203H221ZM258 204V203H257ZM8 205V204H7ZM47 205V204H46ZM49 205V203H48ZM73 204H71V207ZM77 205V203H76ZM75 205V206H76ZM86 205H88V202L86 203ZM90 206L89 204V209L90 208H94V206ZM108 204H106L107 206ZM111 205H113L111 203ZM110 205V206H111ZM115 206L118 207H122L120 205V203L117 202L114 204ZM113 205V207H115ZM134 205V204H133ZM137 205V204H136ZM142 205V204H141ZM184 205V204H183ZM254 205V204H253ZM260 205V204H259ZM258 205V206H259ZM29 206V205H28ZM39 206V205H38ZM44 206V205H43ZM58 206V207H59ZM104 206V205H103ZM132 206V205H131ZM146 206V205H145ZM144 206V207H145ZM154 206V205H153ZM178 206V205H177ZM192 206V205H191ZM195 206V205H194ZM240 206V205H239ZM261 206V205H260ZM36 207V206H35ZM48 207V206H47ZM59 207V208H60ZM70 207V206H69ZM69 207L67 206L68 210H71V207L69 209ZM77 207V206H76ZM80 207V206H79ZM82 207L86 208V212H88V208L87 206H81V212H84ZM102 207V206H101ZM112 207V208H113ZM118 207H115V209H117ZM136 207V206H135ZM144 207H142L144 209ZM217 207V206H216ZM20 208V207H19ZM33 208V207H32ZM66 208V209H67ZM105 208V207H104ZM111 208V209H112ZM124 207L120 208V212L122 214L125 213V211L127 212L126 214L128 216H130L132 219V215L131 213H128L130 211L129 208L128 210H122ZM149 208V207H148ZM237 208V207H235ZM234 208V209H235ZM248 208V207H247ZM28 209V208H27ZM30 209V207H29ZM47 209V208H46ZM50 209V207H49ZM52 209V208H51ZM65 209V208H64ZM74 209V208H73ZM78 209V207H77ZM80 209V208H79ZM78 209V210H79ZM97 208L94 209V211ZM114 209V208H113ZM133 209V208H132ZM140 208H138L137 211H133V213H135L133 216L138 215V212ZM152 209V208H151ZM149 209V210H151ZM155 209V208H154ZM159 209V208H158ZM161 209V208H160ZM176 209V208H175ZM181 209V207H180ZM229 209V208H228ZM233 209V210H234ZM256 209V208H255ZM264 208H262L263 210ZM24 210V209H23ZM36 210V209H35ZM53 210L55 213L57 211ZM63 210V209H62ZM78 210H76L75 212H79ZM99 210V207L98 209ZM96 210V211H97ZM102 210V208H101ZM179 210V209H178ZM201 210V209H200ZM199 210V212H200ZM238 210V208H237ZM246 210V209H245ZM260 210V208H259ZM261 210V211H262ZM31 211V210H30ZM74 211V210H73ZM93 211V210H89ZM93 211V213H94ZM95 211V213H97ZM104 211V210H102ZM119 211V209H118ZM141 211V210H140ZM143 211V210H142ZM146 211V210H145ZM169 211V210H168ZM180 211V210H179ZM183 211V210H182ZM193 211V210H192ZM202 211V210H201ZM208 211V210H207ZM239 211V210H238ZM53 212V213H54ZM65 212V210L63 211V213ZM72 212V210H71ZM108 212V211H107ZM110 212H113L112 210H110ZM149 212L147 213L145 212H141L142 214L144 213L145 215H148ZM163 211H160V213H156L153 214V212H151L153 214V216L155 215L159 217V215L161 216ZM167 212V211H166ZM194 212V211H193ZM197 213V210L195 211ZM198 212V213H199ZM211 212V211H210ZM216 212V211H215ZM220 212V211H219ZM236 212V210H235ZM264 212V211H263ZM45 213V212H44ZM50 213V212H49ZM53 213H51L53 215ZM54 213V214H55ZM58 213V212H57ZM61 212V218L63 217V215H67V211L65 212L66 214H63ZM69 213V212H68ZM74 213V212H72ZM72 213L70 214L71 216H69V219L72 218ZM92 213V212H91ZM92 213V215H93ZM100 213V211H99ZM116 212H114L115 214ZM118 213V212H117ZM165 213V211H164ZM171 213V212H170ZM183 213V212H182ZM187 213V211H186ZM190 213V212H189ZM195 213V214H196ZM240 213V212H239ZM246 213V212H245ZM260 213V212H259ZM39 214V213H38ZM63 214V215H62ZM83 214V213H82ZM90 213H87L86 215L88 216ZM102 212H101V216L99 214L100 217H102ZM113 214V213H112ZM152 214H149L148 216H151ZM172 214L174 215V212H172ZM203 214V213H202ZM227 214V213H226ZM248 214V213H247ZM261 214V213H260ZM14 215V214H13ZM47 215V214H46ZM45 215V216H46ZM49 215V214H48ZM69 215V214H68ZM67 215V216H68ZM74 215V214H73ZM79 215V213H78ZM77 215V216H78ZM85 215V216H86ZM98 215V214H96ZM125 215V214H124ZM123 215V216H124ZM127 215L124 216V219L127 217ZM176 215V214H175ZM182 215V214H181ZM185 215V214H184ZM233 215V214H232ZM259 215V214H258ZM5 216V215H4ZM12 216V215H11ZM19 216V215H18ZM26 216V215H25ZM60 216V215H59ZM75 216V217H74ZM73 216V220L75 221L74 218H76V214ZM81 214L79 215L80 218ZM84 216V217H85ZM98 216V217H99ZM104 216V215H103ZM108 216V215H107ZM105 216V217H107ZM112 216V215H110ZM109 216V217H110ZM118 216L120 217V215L118 214ZM122 216V217H123ZM140 215H138L139 217ZM146 216V217H148ZM163 216H165L163 214ZM167 216V215H166ZM178 216V215H177ZM195 216H198L195 215ZM252 216V215H251ZM15 217V216H14ZM22 217V216H21ZM33 217V216H32ZM36 217V215H35ZM39 217V216H38ZM37 217V218H38ZM57 217V216H56ZM54 217V218H56ZM71 217V218H70ZM83 217V215L81 216ZM89 217V216H88ZM87 217V219H88ZM94 217V215H93ZM92 217V218H93ZM97 217V219H98ZM108 217V218H109ZM112 217H114L113 219L116 221V215H113ZM110 217V218H112ZM121 217V218H122ZM129 217V220L131 219ZM137 216H135L134 218H136ZM138 217L136 218L138 220ZM141 217V216H140ZM145 217V218H146ZM152 217V216H151ZM149 217V218H151ZM153 218L155 221L158 219ZM169 217V215H168ZM170 217H172V215H170ZM182 217V216H180ZM191 217V216H190ZM189 217V219L191 220V222H193V220ZM258 217H262V216H256L255 218ZM264 217V215H263ZM262 217V218H263ZM2 218V217H1ZM7 218V217H5ZM53 218V219H54ZM59 218V217H57ZM78 218V217H77ZM76 218V219H77ZM86 218V217H85ZM84 218V219H85ZM103 218V217H102ZM106 218V219H108ZM118 218V217H117ZM121 218L119 220H121ZM165 218V217H164ZM177 218V217H174ZM186 218H188L186 216ZM195 218V217H194ZM261 218V220H263ZM8 219V218H7ZM9 219H11L9 217ZM24 219V218H22ZM28 219V218H26ZM34 219V218H32ZM49 218H47L48 221ZM65 216L63 218L62 221H66L68 223V221L65 219ZM90 222L97 221L98 220L93 219L91 221V216H90ZM106 219L103 218V220L105 221ZM112 219V220H113ZM131 219V221H132ZM148 219V218H147ZM161 219V217H160ZM158 219V220H160ZM171 219V218H170ZM184 219V218H183ZM199 219V218H198ZM197 219V220H198ZM15 220V219H14ZM29 220V219H28ZM27 220V222H28ZM41 222L43 223L45 219H42L41 216ZM100 220V219H99ZM109 220V219H108ZM106 220V221H108ZM137 220L134 222L136 223ZM141 220V219H139ZM157 220V221H158ZM168 221V218L166 219ZM187 220V219H186ZM201 220V219H200ZM220 220V219H219ZM260 220V219H258ZM4 221V219H3ZM10 221V220H6ZM16 221V220H15ZM13 220H11L8 224L12 225V222H15ZM18 221V220H17ZM16 221V222H17ZM20 221V220H19ZM30 221V220H29ZM36 221V220H35ZM40 221V220H39ZM38 221L39 224H42ZM46 221V223H47ZM50 221V220H49ZM57 221V220H56ZM61 221V223H62ZM111 221V220H109ZM127 221V219H126ZM130 221V223H132ZM144 221V220H143ZM150 225H149V221L147 220V223L149 226H151V228L153 229L155 227V223L154 227L152 226V218L150 219ZM156 221V222H157ZM181 221V220H180ZM189 221V220H187ZM5 222V221H4ZM15 222V224H17ZM31 222V221H30ZM55 222V221H54ZM60 223V221H58ZM83 222V221H82ZM86 222V221H85ZM123 222V221H122ZM140 222V221H138ZM163 222V219H162ZM166 221L164 220V223ZM171 222V221H170ZM236 222V221H235ZM37 223V222H35ZM52 223V222H51ZM58 223V225H59ZM60 223V225H61ZM102 220L101 223L99 222L102 226H104L102 224ZM112 223V222H111ZM121 223V222H120ZM128 223V222H127ZM144 223V222H143ZM146 223V222H145ZM160 224V222H158ZM157 223V224H158ZM169 223V222H167ZM209 223V222H208ZM1 224V223H0ZM14 224V223H13ZM14 224V225H15ZM27 224V223H25ZM32 225L34 223H31ZM50 224V223H48ZM56 224V222H55ZM66 224V223H64ZM71 224V223H70ZM88 224V222L86 223ZM108 224V222L105 223V225ZM118 224V222H117ZM133 224V223H132ZM137 224V223H136ZM142 224V222H141ZM156 224V226H158ZM166 224V223H165ZM165 224L162 226H158L159 230L162 229V227L165 226ZM185 224V223H184ZM191 224V223H190ZM211 224H215L214 222H212ZM47 225V224H46ZM57 225V224H56ZM63 225V223H62ZM85 225V224H84ZM89 225V224H88ZM91 225V229L95 226ZM115 225V224H114ZM142 226L140 224H137V226ZM148 225H144L145 227ZM167 225V224H166ZM187 225L189 226V222L187 223ZM204 225V224H203ZM207 225V224H205ZM8 226V225H6ZM20 226V225H19ZM36 226H39L38 224ZM48 226V225H47ZM54 226V225H53ZM51 226V227H53ZM66 225H63V227H65ZM69 226V224L67 225V227ZM110 226V225H109ZM173 226V225H172ZM176 226V225H175ZM187 226V227H188ZM191 226V225H190ZM217 226V225H216ZM246 226V225H245ZM257 225H254L252 228H246V230L244 231H240L237 233L238 236L236 238H234L233 240L229 241V242H224V243H219V244H211L209 245L205 251L203 253H199L195 250H191V251H186L185 252L182 250V246L185 244L187 246L186 243H182V242H186L182 241L181 244L178 242H174L175 240H173V244H180L181 247V252H178L176 249L175 251H177V254L174 255V257H165L162 255L156 256L158 258H156L154 261H148L147 262H143L141 264H264V245L263 243L258 240V238L255 236H253V234L256 231L255 227ZM5 227V226H4ZM3 227V228H4ZM26 227V226H25ZM50 226H48V229ZM60 226L55 227L54 232H56V230H59ZM61 226V228H63ZM66 227V228H67ZM75 227V226H74ZM81 227V226H80ZM107 227V225H106ZM115 227V226H114ZM161 227V228H160ZM168 227V226H167ZM215 227V225H214ZM240 227V225H239ZM238 227V229H239ZM11 228V227H9ZM29 228H33V231L35 232V228L37 227H28ZM44 228V226H43ZM58 228V229H57ZM60 228V229H61ZM87 228V225L86 227ZM89 228V226H88ZM98 228V227H96ZM96 228H94V230H96ZM101 228V227H100ZM105 228V226L103 228H101L100 230L103 231V229ZM108 228V227H107ZM111 228V227H110ZM116 228V227H115ZM143 227H141L142 229ZM148 228V227H147ZM150 228V227H149ZM157 228V227H156ZM166 228V227H165ZM189 228V227H188ZM203 228V226H202ZM242 228V227H241ZM1 229V228H0ZM26 229V228H24ZM71 229V228H70ZM73 229V228H72ZM99 229V228H98ZM168 229V228H167ZM166 229V230H167ZM183 229V228H182ZM197 229V228H196ZM201 229V228H200ZM213 229V226H212ZM215 229V228H214ZM16 230V229H15ZM27 230V229H26ZM31 230V231H30ZM29 231L32 232V229H30ZM39 232H40V226L38 228ZM37 230V231H38ZM42 230V229H41ZM45 230V229H44ZM64 230V229H62ZM69 230V227L67 229V231ZM83 230V229H82ZM99 230V231H100ZM111 229H109L110 231ZM113 230V227H112ZM143 232L146 233V229L144 231V229H142ZM150 230V229H149ZM148 230V231H149ZM155 230V228H154ZM152 230V231H154ZM164 230V229H163ZM186 230V229H185ZM191 230V229H190ZM222 230V229H221ZM1 231V230H0ZM21 231V230H20ZM43 231V230H42ZM74 231V230H73ZM80 231V229H79ZM78 231V232H79ZM85 231V230H84ZM93 231V230H92ZM131 231V230H130ZM137 231V230H136ZM151 231V230H150ZM158 231V230H157ZM156 231V232H157ZM177 231V230H176ZM196 231V230H195ZM211 231V230H208ZM218 231L217 229L215 230ZM29 232V233H30ZM32 232L34 235L36 233ZM60 232V231H59ZM66 232V231H65ZM77 232V231H76ZM83 232V231H82ZM88 232V231H87ZM106 229H105V233H106ZM129 232V231H128ZM155 232V231H154ZM163 232V231H162ZM168 232V231H167ZM194 232V231H193ZM200 232V231H199ZM219 232V231H218ZM27 233V231H26ZM31 233V234H32ZM41 233V232H40ZM51 233V232H50ZM63 233V232H62ZM72 233V232H71ZM70 233V235H71ZM97 233V231H96ZM108 233V232H107ZM110 233V232H109ZM112 233V231H111ZM123 233V232H122ZM121 233V234H122ZM126 233V232H125ZM153 233V232H152ZM158 233V232H157ZM165 233V232H164ZM196 233V232H195ZM208 233V232H205ZM24 234V233H23ZM38 234V232H37ZM59 234V233H58ZM81 234V233H80ZM93 234V233H92ZM114 234V233H113ZM119 234V233H118ZM151 234V232H150ZM154 234V233H153ZM152 234V235H153ZM166 234V233H165ZM184 234V233H182ZM200 234V233H199ZM41 235V234H40ZM100 235V234H99ZM98 235V237H99ZM106 234H103V236ZM109 235V234H108ZM115 235V234H114ZM124 235V234H123ZM132 235V234H130ZM129 235V236H130ZM140 235V233H139ZM170 235V234H169ZM177 235V233H176ZM11 236V235H10ZM27 236V235H26ZM39 236V235H38ZM50 236V234H49ZM64 236V235H63ZM68 236V235H67ZM120 236V235H119ZM134 236V235H133ZM151 236V235H150ZM167 236V235H165ZM195 236V235H194ZM207 236V235H205ZM13 237V236H12ZM78 237H79V233H78ZM82 237V236H81ZM98 237H94L96 240H99L101 238L98 239ZM107 237V236H106ZM126 237V236H125ZM136 237V236H135ZM157 237V236H156ZM184 237V236H183ZM188 237V235H187ZM186 237V239H187ZM197 238V236H195ZM7 238V237H6ZM46 238V237H44ZM120 238V237H119ZM124 238V237H123ZM127 238V237H126ZM125 238V239H126ZM129 238V237H128ZM127 238V239H128ZM141 238V237H140ZM165 238V237H164ZM169 238V237H168ZM167 238V239H168ZM176 238V236L173 235V237H170V239ZM201 238V237H199ZM3 239V238H2ZM19 239V238H17ZM58 239V238H57ZM56 239V240H57ZM68 239V238H67ZM73 239V238H72ZM121 239V238H120ZM132 239V238H131ZM130 239V241H131ZM135 239V238H133ZM154 239V238H153ZM158 239V238H157ZM168 239V240H170ZM177 239V238H176ZM179 239V238H178ZM181 239V238H180ZM20 240V239H19ZM113 240V239H112ZM196 240V239H195ZM228 240V239H227ZM70 241V240H69ZM116 241V240H114ZM119 241V239H118ZM117 241V242H118ZM127 241V240H125ZM138 241V240H137ZM140 241V239H139ZM151 241V240H150ZM177 241V240H176ZM216 241V240H215ZM218 241V240H217ZM98 242V241H96ZM95 242V243H96ZM103 242V241H102ZM106 242V241H105ZM109 242V241H108ZM113 242V241H112ZM132 242V241H131ZM154 242V241H152ZM171 242V241H168ZM189 242V241H188ZM187 242V243H188ZM197 241H195L194 243H196ZM22 243V242H21ZM85 243V242H84ZM83 243V244H84ZM121 243V242H120ZM119 243V244H120ZM129 243V241H128ZM140 243V242H139ZM14 244V243H13ZM70 244V242H69ZM89 244V243H88ZM113 244V243H112ZM130 244V243H129ZM136 244V243H135ZM141 244V243H140ZM149 244V243H148ZM169 244V243H168ZM175 244V245H176ZM183 244V245H182ZM92 245V244H91ZM90 245V246H91ZM109 245V244H108ZM121 245V244H120ZM133 245V244H132ZM152 245V244H151ZM174 245V246H175ZM182 245V246H181ZM81 246V245H80ZM97 246V245H96ZM114 246V245H113ZM148 246V245H147ZM154 246V245H153ZM160 246V245H158ZM178 246V245H177ZM39 247V246H38ZM41 247V246H40ZM47 247V246H46ZM111 247V246H110ZM118 247V246H117ZM122 247V246H121ZM127 247V246H126ZM125 247V248H126ZM142 247V246H141ZM164 248V245L162 246ZM160 246V248H155L157 251L158 249L160 250L162 248ZM19 248V247H18ZM58 248V247H57ZM109 248V247H108ZM119 248V247H118ZM132 248V247H131ZM139 248V247H138ZM153 248V247H152ZM162 248V249H163ZM174 248V247H172ZM177 248V247H176ZM20 249V248H19ZM32 249V248H31ZM81 249V248H80ZM100 249V248H99ZM115 249V248H114ZM122 249V248H120ZM140 249V248H139ZM144 249V248H143ZM178 249V248H177ZM8 250V249H7ZM21 250V249H20ZM19 250V251H20ZM95 250V249H94ZM127 250V249H126ZM141 250V249H140ZM139 250V251H140ZM174 250V249H172ZM80 251V250H79ZM97 251V250H96ZM101 251V250H100ZM105 252V250H103ZM108 251V250H107ZM147 251V250H145ZM161 251V250H160ZM159 251V252H160ZM7 252V251H6ZM16 252V251H15ZM23 252V251H21ZM43 252V250H42ZM56 252V251H55ZM85 252V251H84ZM99 252V251H98ZM109 252V251H108ZM107 252V253H108ZM144 252V250L141 253ZM148 252V251H147ZM153 252V251H152ZM163 252V250H162ZM166 252V251H165ZM3 253V251H2ZM5 253V251H4ZM11 253V252H10ZM7 252V255L10 254ZM25 253V252H24ZM72 253V251H71ZM77 253V250H76ZM88 253V252H85ZM92 253V252H91ZM90 253V254H91ZM139 252H136V254H138ZM139 253V254H140ZM156 253V252H154ZM151 254L149 252L150 257L154 256L156 254ZM161 253V252H160ZM164 253V252H163ZM17 254V252H16ZM41 254V253H40ZM46 254V253H45ZM54 254V253H52ZM58 254V253H57ZM56 254V255H57ZM89 254V253H88ZM86 254V255H88ZM100 254V253H99ZM98 254V255H99ZM113 254V253H112ZM118 254V253H117ZM146 253H143V255H145ZM4 255V254H3ZM12 255V253H11ZM75 255V254H74ZM77 255V254H76ZM95 255V253H94ZM97 255V254H96ZM94 257H97V256ZM107 255V254H105ZM116 255V254H114ZM120 255V254H119ZM124 255V254H123ZM126 255V254H125ZM131 255V254H130ZM133 255V254H132ZM131 255V257H133ZM135 255V253H134ZM140 258L135 255L134 258L135 260L137 259H141L142 257V261L145 259H143L144 256H141ZM148 255V254H147ZM146 255V256H147ZM6 256V255H5ZM13 254V258H14ZM50 256V255H49ZM64 256V255H63ZM68 256V255H67ZM71 256V255H70ZM81 256L79 260L83 259L82 256L84 257L85 255H79ZM110 256V255H109ZM108 255L106 256V260L108 261L107 257L110 258ZM144 258H147V257ZM2 257V256H1ZM7 257V256H6ZM60 257V256H59ZM66 257V256H65ZM73 257V256H72ZM99 257V256H98ZM94 259L95 261H97V259ZM102 257L104 258V256L102 255ZM101 255L100 258L102 259ZM113 256H111L112 258ZM119 257V256H118ZM126 257V256H125ZM128 257V256H127ZM130 257V258H131ZM138 257V258H137ZM4 258V257H3ZM10 258V257H9ZM17 258V257H16ZM43 258V257H42ZM51 258V257H49ZM48 258V259H49ZM75 258V257H74ZM87 256L85 257V260ZM117 258V257H116ZM137 258V259H136ZM12 259V258H11ZM45 259V258H44ZM70 259V258H69ZM114 262H116L118 259H116L115 261V257L113 258ZM129 259V258H128ZM127 259V260H128ZM132 259V258H131ZM130 259V260H131ZM3 260V259H1ZM78 260V262H79ZM84 260V259H83ZM89 260V259H88ZM121 260V259H120ZM134 260V261H135ZM51 261V260H50ZM93 261V260H92ZM94 261V262H95ZM99 261V260H98ZM98 261L96 263H98ZM112 262V259L110 260ZM124 261V260H123ZM132 261V260H131ZM140 261V260H139ZM81 262H85V261H81ZM80 262V264H81ZM92 262V263H94ZM102 262V261H100ZM119 262V261H117ZM116 262V264H117ZM126 262V260L124 261ZM130 262V261H129ZM128 262V263H129ZM136 262V261H135ZM133 262V263H135ZM138 262V261H137ZM141 262V261H140ZM40 263V262H39ZM76 264H79L77 262H75ZM91 263L88 262V264ZM107 264V262H105ZM104 263V264H105ZM121 263V262H119ZM118 263V264H119ZM123 263V262H122ZM127 263V262H126ZM127 263V264H128ZM84 264V263H83ZM87 264V262L85 263ZM101 264V263H100ZM113 264V263H112ZM115 264V263H114ZM125 264V263H123ZM132 264V263H130ZM136 264V263H135Z\"/></svg>","mask_w":264,"mask_h":264}]
</instances>
